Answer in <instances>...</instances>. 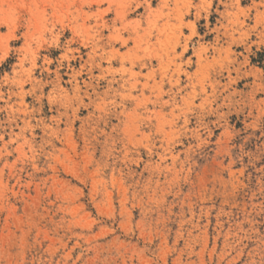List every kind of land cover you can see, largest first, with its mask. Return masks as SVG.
<instances>
[{"label":"rangeland","instance_id":"374dc122","mask_svg":"<svg viewBox=\"0 0 264 264\" xmlns=\"http://www.w3.org/2000/svg\"><path fill=\"white\" fill-rule=\"evenodd\" d=\"M0 264H264V0H0Z\"/></svg>","mask_w":264,"mask_h":264}]
</instances>
